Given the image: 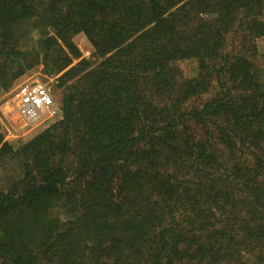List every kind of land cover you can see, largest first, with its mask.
<instances>
[{"label":"trees","instance_id":"1","mask_svg":"<svg viewBox=\"0 0 264 264\" xmlns=\"http://www.w3.org/2000/svg\"><path fill=\"white\" fill-rule=\"evenodd\" d=\"M36 16L62 116L0 132V264H264V0H0V92Z\"/></svg>","mask_w":264,"mask_h":264},{"label":"rangeland","instance_id":"2","mask_svg":"<svg viewBox=\"0 0 264 264\" xmlns=\"http://www.w3.org/2000/svg\"><path fill=\"white\" fill-rule=\"evenodd\" d=\"M44 31L53 32L51 28L46 26L39 17H34L26 22L20 24L16 28V35L20 43V50L30 51L28 63H25L27 68L29 65L31 69H27L25 74L17 79L8 90L0 92V132L3 134L5 141L9 142L13 147L18 148L23 144L29 142L35 136L46 130L50 125L61 118V95L62 89L58 88L59 78L62 73H57L51 70L50 62H46L43 52L40 47V38ZM74 42L82 53L81 59L89 60L92 65H97L98 60L95 58L91 44L86 40L84 35L79 34L74 38ZM257 55L253 57V62L261 70L264 81V37L256 40ZM80 59L74 61L76 65ZM185 77H193L197 74V65L195 61H186L177 65ZM41 82L46 85L51 95L53 96L58 113L32 126L26 125L16 114L13 107V96L20 86L31 83ZM59 214L62 211L58 212ZM63 214H61L62 216ZM65 218V216H63Z\"/></svg>","mask_w":264,"mask_h":264},{"label":"built area","instance_id":"3","mask_svg":"<svg viewBox=\"0 0 264 264\" xmlns=\"http://www.w3.org/2000/svg\"><path fill=\"white\" fill-rule=\"evenodd\" d=\"M13 107L16 116L29 126L55 116L59 110L49 88L38 81L16 89Z\"/></svg>","mask_w":264,"mask_h":264}]
</instances>
